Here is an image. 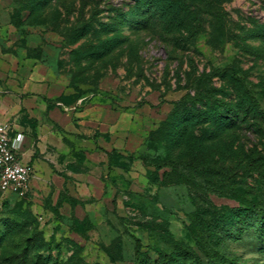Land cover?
<instances>
[{"label": "rangeland", "instance_id": "obj_1", "mask_svg": "<svg viewBox=\"0 0 264 264\" xmlns=\"http://www.w3.org/2000/svg\"><path fill=\"white\" fill-rule=\"evenodd\" d=\"M179 1L188 27H132L134 0H0V53L71 92L51 100L67 124L34 152L30 187L0 193V264H264V213L237 200L264 207V0ZM227 65L243 84L211 72ZM2 87L9 123L25 109ZM212 98L229 124H180Z\"/></svg>", "mask_w": 264, "mask_h": 264}, {"label": "crops", "instance_id": "obj_2", "mask_svg": "<svg viewBox=\"0 0 264 264\" xmlns=\"http://www.w3.org/2000/svg\"><path fill=\"white\" fill-rule=\"evenodd\" d=\"M0 78L2 90L6 93L1 98L2 102L7 103L8 99L13 98L18 102L14 108L25 109L23 114L18 113L11 122L0 123L10 127L13 145L19 151L22 161L30 168L34 161V152H42L47 147V141L56 142L58 139L56 124L62 127L67 124L65 115L51 100L56 96L69 97L71 92L66 86L58 89L56 84H52L54 76L41 62L35 63L29 57L19 61L8 52L0 53ZM17 109L12 112H17ZM6 111L3 108L2 113ZM67 130L74 131L77 128L73 124L72 129Z\"/></svg>", "mask_w": 264, "mask_h": 264}, {"label": "trees", "instance_id": "obj_3", "mask_svg": "<svg viewBox=\"0 0 264 264\" xmlns=\"http://www.w3.org/2000/svg\"><path fill=\"white\" fill-rule=\"evenodd\" d=\"M135 4L137 5V9H132L127 12H125L122 15L123 20H125L126 23L130 24L132 27L143 25L144 27L148 26L149 24L156 21V23H162L165 27H170L172 25H188L184 23L185 19H188L189 11L187 10V3L186 1L180 2L179 0H134ZM136 14H140L139 17H136ZM188 27V26H187ZM75 30V29H74ZM78 31V29H76ZM83 31V29H82ZM99 51L97 53H94L92 56L100 57L103 56ZM212 73H218L222 74L224 76H229L230 78L236 80L237 83L243 84L242 79L236 74V71L232 65H227L225 67H216L212 71ZM211 72L208 74L199 76L198 78L194 79L192 83L189 86V89H194V97L191 95V91H187L179 101H176L174 103V107L170 114L168 115L170 117H176V113L178 112L179 107L186 103V102H193V101H200V97H202L201 93L197 91V86L200 84L201 81H204V79L209 78ZM245 93H244V99L242 101H245V97L247 99V102H252L253 105L259 106V103L256 101L255 97L252 95V93L246 88L243 87ZM213 102L218 104L215 108H207L206 111H201L196 109L195 107L188 108V111L186 112V115H184L185 120L181 121L180 124H186L188 121H193V123L200 122L199 120L202 118H211V121L214 124H229V112L235 113L231 105H229L225 101H221L218 98H212ZM195 103V102H193ZM202 112V113H201ZM238 114V113H235ZM264 115V114H263ZM234 116V115H232ZM179 117V116H177ZM237 118V115L234 116ZM177 161H174L172 159H168L166 161H163V163L158 165V168L162 167H170L173 166ZM238 201L242 202V204L250 206L252 209L256 210L258 214L264 213V207L260 205L259 202L256 201L254 197L246 198L243 194L240 195L237 198ZM4 237V233H0V241ZM136 254V261L139 260L138 254L139 251H135Z\"/></svg>", "mask_w": 264, "mask_h": 264}, {"label": "built area", "instance_id": "obj_4", "mask_svg": "<svg viewBox=\"0 0 264 264\" xmlns=\"http://www.w3.org/2000/svg\"><path fill=\"white\" fill-rule=\"evenodd\" d=\"M10 127L0 123V193L25 191L31 185L32 172L13 145Z\"/></svg>", "mask_w": 264, "mask_h": 264}]
</instances>
